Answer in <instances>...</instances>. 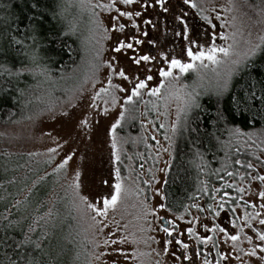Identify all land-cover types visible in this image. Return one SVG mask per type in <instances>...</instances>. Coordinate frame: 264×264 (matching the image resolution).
<instances>
[{"label":"rangeland","instance_id":"rangeland-1","mask_svg":"<svg viewBox=\"0 0 264 264\" xmlns=\"http://www.w3.org/2000/svg\"><path fill=\"white\" fill-rule=\"evenodd\" d=\"M58 2L67 31L77 40L79 56L68 69L61 71L28 70L33 80V89L27 101L29 115L11 125L0 124V153L27 156L32 165L26 168L27 173L44 165L45 169L36 176L34 183L46 177L53 179L51 193L41 202L45 211L34 217L29 234L42 227L44 233L48 232V228L58 222L61 228L49 236L53 234L52 238L68 250L74 264H192L183 260L184 250L175 243L168 245L165 254V242L173 238L168 237L161 228L167 226L171 229L172 225L164 223L170 220L177 226L172 229L173 236L189 244L187 254L193 256L195 264H203L205 252L212 264L217 261L219 264H264V260L260 259L264 257V253L259 251L261 242L244 224L245 213L254 211L246 208L245 202L258 206V190H264L260 181L250 178V175H264V164H261L264 161V127L241 131L242 135L234 133L230 141L238 152L243 153L242 163L253 164L255 171L239 165L240 168L233 172L234 176L226 174L213 188L221 189L217 199L227 192L228 197L238 201L236 213L228 211L235 206L229 200L226 211L215 218L216 224L227 227L230 234L240 236L236 249L222 234L205 233L202 225L207 223L212 226L213 216L192 207L194 204L202 207L213 204L211 196L206 194L181 214L170 213L161 207L164 206L163 183L171 164L176 133L183 125V118L194 108L186 109L185 100L191 95L198 104L204 96H218L224 80L231 74L232 82L263 50L264 0H190V4L194 3L196 7L185 4L184 0H165L163 8L157 0H137L133 5H124L116 0L115 9L141 13L138 17L133 15L132 21L119 17L115 9L98 6H107L112 0ZM164 8L168 11H164ZM117 17L118 20L114 19ZM177 17H183L189 25L190 38L198 39L201 45L207 46L215 35L216 46L228 48L230 55L225 57L218 54L217 58L221 60L219 65L205 61L208 66L200 67L197 62L194 71L186 74L174 72L180 77L178 81L163 80L158 73L161 67L167 69L163 56L188 62L184 51L187 42L182 35L176 34L183 32V25ZM202 17H208V20ZM146 20L152 23L145 24ZM133 21L139 28L132 27ZM118 23L125 25L123 32L112 30ZM143 32L148 35H142ZM221 35L227 39H220ZM136 39L143 43L136 44ZM121 41L132 43L135 51L121 49L116 52L114 49ZM257 45L260 47L257 48ZM139 55H149L155 59L137 66L130 58ZM247 57L251 59L245 65ZM237 62L239 68L236 67ZM108 64L112 68L107 67ZM149 68L152 69L151 73L147 71ZM112 69H116V72ZM120 70L131 82L121 80L117 75ZM149 74L153 80L148 81V88L135 98L136 103L127 106L129 111L124 113L125 118L116 129L120 156L119 162H116L112 156L111 126L119 119L127 96V93L119 92L116 86L131 89L137 78L145 79ZM109 80L113 85L109 89L111 95H101L100 99L93 101V96L101 88L108 87ZM161 82L164 87L160 94L149 96L148 91L159 87ZM112 95L117 98L115 105L111 103ZM93 104L96 106L93 107ZM105 107L109 108L107 114L103 112ZM178 115L180 121L177 124ZM84 120L88 121L87 127L81 123ZM174 125L177 128L175 133L171 130ZM166 135L170 137L169 140H165ZM68 156L72 159L61 168ZM117 168L123 189L120 199L114 209L108 210L106 217L97 215L89 205L101 209L103 200L115 194L113 186L117 183ZM240 176L245 179L241 181ZM227 184L245 191L238 193L233 188L224 187ZM27 193L21 194L18 202ZM256 210L264 212L258 207ZM153 212L155 215L151 214ZM179 216H183V219H177ZM194 217H199V222ZM54 218L56 222L53 224ZM229 219H236L237 225L244 228L243 234L238 229H231ZM187 221L193 223L189 225ZM251 222L253 226L261 227L257 221ZM188 227H194L202 238L213 236L217 247H213L211 242L205 246L194 238H188ZM179 232H183V235H178ZM247 236H252L253 244L257 245L255 257L244 255L253 247L248 243ZM112 240L117 243L105 245V241ZM195 250L201 252L200 257L194 256ZM177 256L181 258L178 260ZM220 256L226 258L221 260Z\"/></svg>","mask_w":264,"mask_h":264},{"label":"trees","instance_id":"trees-1","mask_svg":"<svg viewBox=\"0 0 264 264\" xmlns=\"http://www.w3.org/2000/svg\"><path fill=\"white\" fill-rule=\"evenodd\" d=\"M67 28L58 0H0L1 125L17 123L29 115L27 101L33 80L28 70L40 68L57 72L76 62L79 56L77 40ZM16 40L21 43L16 44ZM252 80L264 81V48L233 78L228 92L202 97L199 106L183 118L163 183L164 207L168 212L184 213L194 202L206 196L197 190L204 185L208 187L207 195L211 196L213 188L226 175L225 169L236 172L240 167L235 161L244 162L243 153L230 142L234 130L239 128L249 132L264 127L259 116L252 120L258 102L253 104L251 111H245L248 106L245 93ZM218 111L223 113L224 121L218 120ZM29 166H32L31 162L25 155L0 153V234H3L4 226L12 222L9 235L17 240L28 235L40 243L42 264H74L68 250L52 238L53 234L49 236L61 228L55 218L53 224H56L52 229L49 227L48 232L44 233L42 227L29 234L34 217L45 211L41 202L54 186L52 177L34 183L45 167L36 166L27 173ZM217 169H220L219 173H216ZM25 192H28L26 197L18 202ZM3 259L0 252V262Z\"/></svg>","mask_w":264,"mask_h":264},{"label":"snow or ice","instance_id":"snow-or-ice-1","mask_svg":"<svg viewBox=\"0 0 264 264\" xmlns=\"http://www.w3.org/2000/svg\"><path fill=\"white\" fill-rule=\"evenodd\" d=\"M119 2L121 4H124V5H133L137 2V0H119ZM157 2L163 8V4H164L165 0H157ZM184 3L190 4V0H184ZM115 4H116V0H112V3L107 5V6H105V5H98V6L101 8L107 7L108 9H115ZM190 6L196 7V5L194 3H191ZM115 10L118 11L119 17H125L129 21L133 20V15H135L137 17L141 15L140 12L132 13V12H127V11H119L118 9H115ZM163 10L168 11V9H166V8H164ZM184 16H187V13H184ZM202 18L205 21L208 20V17H202ZM114 19L118 20V17L114 18ZM177 20L180 22V24L183 25V32L182 33L178 32L176 34L182 35L183 40L187 42L188 46L186 47V49L184 51H185V54L188 58V62H182L180 59H177V58L169 59V57L163 56L162 59L167 64V69H165L163 67L158 69L159 76L161 78H163V80L171 79V80L178 81L180 79V77L174 75V72L178 71L180 74H186L190 70L194 71L197 67V62L199 63L200 67H207L208 66L207 64H205V61H208L209 64H211V65H219L221 63V60L217 58L218 54H222L225 57L230 55V50L228 48L216 46L215 35H213L211 37V40L207 46L201 45V43L198 39L190 38L189 25L187 24L185 19L183 17H177ZM144 23L145 24H151L152 21L146 20V21H144ZM132 27L133 28H139V25H137L133 21ZM124 29H125V25L123 23H118V25L116 27H113L112 30L113 31L119 30L120 32H123ZM142 35L147 36L148 33L143 32ZM33 39H35V37H33ZM220 39H227V37L221 35ZM14 42L16 44L21 43L18 40L14 41ZM135 43L141 44V43H143V41L136 39ZM259 47L260 46L257 45V48H259ZM121 49H132L133 51H135V49H133L132 43H124L123 41L119 42V46H117L114 50L116 52H120ZM253 55H255V52H253ZM33 59H35V58L33 57ZM130 59L133 61L134 64L139 66V65H141V62L148 64V63H151V61L155 58L150 57L149 55H139V56H133ZM249 59H251V57L246 58L245 65L247 64V60H249ZM107 67L112 68V65L108 64ZM236 67L237 68L240 67L239 62L236 63ZM112 71L115 73L116 69H112ZM147 71L149 73H151L152 69L149 68ZM117 75L121 78V80L129 81V77L125 74V72L123 70H120L117 73ZM151 80H153V76L151 74H149L146 76L145 79L137 78V82L133 84L131 89H128L126 87L116 86V88L119 92L127 93L126 99H124L123 111L120 112L119 119H117L116 122L114 124H112V126H111V134H112V145H111V147L113 149L112 156L115 158L116 162H119V160H120V156H119L118 150H117L116 136H115L116 129L118 127H120L121 121L124 120V118H125L124 113L129 111L127 106L128 105H134L136 103L135 98L140 97L141 91L148 88V81H151ZM129 82H131V81H129ZM230 86H231V74L220 85V88L218 90L217 95H223L224 93L228 92L230 90ZM112 87H113V85L111 83V80H109L108 87L107 88H101L99 90V92H97L93 96V98H92L93 101L100 99L101 95H104V96L111 95V93L109 92V89H111ZM163 87H164V83L161 82L159 87L151 88L147 94L149 96H158L160 94V90ZM245 100L248 104L245 111H251L253 104L255 102H258V108H257L255 114L252 116V120L255 121L256 116H259L261 121H264V81L252 80L251 83L247 87V90L245 93ZM104 103L107 104L108 101L105 100ZM111 103L113 105H115L117 103V98L114 95L111 96ZM185 105H186V109H190L191 107H198L199 106L195 103V100L191 97V95H189L188 99L185 100ZM92 106L95 107L96 105L93 104ZM108 111H109L108 107H105L103 110L104 114H107ZM237 111H239V105H237ZM218 120H220V121L225 120L223 113H220L219 111H218ZM179 121H180V116L178 115L177 116V124L179 123ZM81 123L85 127L88 126L87 120L81 121ZM150 123H151V121H150ZM160 127L163 128L164 125L161 124ZM171 130L173 133H175L177 131L176 126L174 125ZM234 131L238 135L243 134V133H241L239 128H236ZM164 138H165V140L170 139V137H168L167 135ZM153 139H155V137H153ZM157 143H159V142L157 141ZM52 151H55V149H53ZM164 151H167V149H164ZM197 155H199L198 152H197ZM71 159H72V157L68 156L67 159L64 160L63 164L60 165V167L61 168L65 167ZM257 159L259 160L260 158L257 157ZM235 163L237 165H240L241 168H247L249 170L255 171V168H254L253 164H251V163L245 164V163H242L239 159H237L235 161ZM261 164H264V161H261ZM215 171H216V173H219L220 169H217ZM225 171L229 177L234 176V173L232 171H227V169H225ZM250 178L253 181L258 180V181H260V183L262 185H264V175H260V174H257L255 176L250 175ZM116 179H117V183L113 186L115 189V194L111 195L110 199L105 198L103 200V207L101 209H98L93 205H89V207L92 208V210L94 212H96L97 215L106 217L108 210L110 208L114 209L115 206L117 205V203L120 199V196H121V192L123 190L122 185L119 182L120 181V170H119V168L116 169ZM244 179H245L244 176H240L241 181H243ZM77 187H78V185H77ZM224 187L233 188L238 193H243L245 191L243 188L236 187L235 185H232V184H227ZM197 190L201 191L205 194L208 193L207 185H204L203 188H199ZM220 191H221V189H219V188L213 190V194L210 197V199L214 202L213 204H210L207 207H202L199 204H194V205H192V207L197 208V210L199 212L207 211V212L212 214V216H213L212 226H209L207 223L202 225L205 233H213V234L220 233V234H222L226 238V241L232 242L233 249H236V242L240 240V236L236 235V234H230V231L227 227H221L219 224H216L215 218L219 217L222 212L226 211L225 206L228 205L229 200H232L233 204L235 205V206L230 207V209H228V211L231 214L236 213L237 207L239 206V204H238V201H236V198L228 197L227 192H225L223 196H220V198L217 199V193H219ZM157 195H159V193H157ZM257 195H258V198L260 201L258 206L255 203L248 204L247 202H245V207L246 208H252V209H254V211L251 213H247V212L245 213L244 224H246V226L249 229H251V231L253 233H255L256 238L258 239V241L261 242V246H259V251L264 253V212H262L260 210H256L257 207L259 209H264V190H258ZM225 197H228V198L226 199ZM193 198L195 199L196 197H193ZM161 207L163 208L164 206L162 205ZM186 211H187V209H186ZM151 214L155 215L154 212ZM161 219H163V217H161ZM177 219L182 220L183 216H179V217H177ZM193 219L196 220L197 222H199V217H194ZM251 221H257L258 225L261 227L253 226ZM164 223H165V225H172V228L170 229L167 226H163L161 228V231H163L168 237L173 238V239H169L165 242V249H164L165 254L167 253L168 245L175 243L181 249L184 250V252L182 253L183 260H188V261H191L192 264H195V260L193 259V256L187 254V250L189 249V244H187L184 241H182L181 239L175 238L173 236V230L172 229H175L177 226L175 224H173V222L170 220H166V221H164ZM187 223L189 225H191L193 223V221H187ZM228 224L230 225L231 229H238L239 232L241 234H243L244 228L237 225L236 219H229ZM12 228H13V224H12V222H9V224L4 226L3 234H0V252H2L4 255V259L2 262H0V264H42L40 257L43 255V249L41 248L40 243L38 241L33 240L28 235H24L23 239L17 240L15 236L8 234V230L12 229ZM186 232H187L188 238H190V239L194 238L200 244L207 246L211 242L213 247H217V243L213 239V236H211V235L204 236L202 238L200 235L197 234L196 229L194 227H188L186 229ZM178 235H183V232H179ZM246 239H247L249 244H253V237L252 236H247ZM109 243L115 244V243H117V241L116 240H112L111 242L105 241L106 246ZM119 243H123V241H119ZM9 249L11 250L10 253L8 251ZM241 251H243V250H241ZM121 254H123V253H121ZM217 255H219V252L217 253ZM244 255H247L249 257H255L257 255V245L253 244V247L251 248V250L244 252ZM194 256L200 257L201 252L199 250H195ZM207 257H208V253L205 252L203 254V264H212V261H210ZM180 258L181 257H179V256L176 257V259H178V260ZM225 258H226L225 256H220L221 260H223ZM260 259L264 260V257H261ZM216 264H219V261H217Z\"/></svg>","mask_w":264,"mask_h":264}]
</instances>
